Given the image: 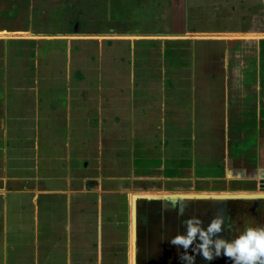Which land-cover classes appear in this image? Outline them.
I'll list each match as a JSON object with an SVG mask.
<instances>
[{
	"label": "crops",
	"instance_id": "0c3cea01",
	"mask_svg": "<svg viewBox=\"0 0 264 264\" xmlns=\"http://www.w3.org/2000/svg\"><path fill=\"white\" fill-rule=\"evenodd\" d=\"M173 2L149 35L0 0V264H130L132 193L258 191L264 29L189 23L264 0Z\"/></svg>",
	"mask_w": 264,
	"mask_h": 264
},
{
	"label": "rangeland",
	"instance_id": "374dc122",
	"mask_svg": "<svg viewBox=\"0 0 264 264\" xmlns=\"http://www.w3.org/2000/svg\"><path fill=\"white\" fill-rule=\"evenodd\" d=\"M174 0H61V15L63 21H74L73 26L80 22V25H85L82 28L85 30H94L93 26L100 21H106L116 28L118 34L147 33L156 35L158 33L168 32L172 18L180 12L172 11ZM182 0H176L180 3ZM260 16L256 20L247 19L241 20V13L231 10L225 14V17H231L238 20L229 21L228 19H205L194 20L190 19V26H202V29H221V28H242V25L247 26L246 29H264V12H259ZM78 21V22H77ZM99 23L98 31L108 32V28H103ZM187 23V22H186ZM246 24V25H245ZM255 25V26H254ZM229 26V27H228ZM97 27V26H95ZM125 32V33H123ZM236 43V42H235ZM231 44V43H230ZM257 45V44H256ZM264 47V45H263ZM232 48L237 49L235 44ZM251 52L255 50L250 48ZM264 49V48H262ZM264 52V50H262ZM264 177V174L261 175ZM182 184L184 182L181 181ZM178 184V182L173 183ZM257 190L264 191V182L258 179ZM193 189H179L178 192H192Z\"/></svg>",
	"mask_w": 264,
	"mask_h": 264
},
{
	"label": "water",
	"instance_id": "95a60500",
	"mask_svg": "<svg viewBox=\"0 0 264 264\" xmlns=\"http://www.w3.org/2000/svg\"><path fill=\"white\" fill-rule=\"evenodd\" d=\"M176 204V208H183L182 218L186 214L196 213L205 225L208 222L206 217L209 214L216 216H225L229 211H233L237 205L253 206V204L264 205V191H241V192H150V193H132L129 198V233H130V264H154L160 261L175 259L183 250H160L158 247L159 240L151 242L148 247L144 244L140 236V228L138 225V215L143 207L151 208L153 206H161L166 211H175L172 205ZM247 212L248 209H243ZM203 213V214H202ZM202 214V216L200 215ZM155 231L153 236H155ZM230 237V236H229ZM227 239V238H225ZM199 241L197 240V243ZM194 255V264H222L223 256L217 257L211 261L203 259L198 253ZM183 262V261H182Z\"/></svg>",
	"mask_w": 264,
	"mask_h": 264
},
{
	"label": "clouds",
	"instance_id": "9594fccd",
	"mask_svg": "<svg viewBox=\"0 0 264 264\" xmlns=\"http://www.w3.org/2000/svg\"><path fill=\"white\" fill-rule=\"evenodd\" d=\"M172 207L176 208V204L173 203ZM177 214L183 215L182 207ZM182 224L184 234L178 232L168 239V243L183 249L178 259L184 264H194V255L188 253L190 248L192 253H198L207 261L223 255L232 264H264V226L246 224L234 238L224 239L219 235L225 226L222 216H213L206 227L196 216L187 218Z\"/></svg>",
	"mask_w": 264,
	"mask_h": 264
},
{
	"label": "flooded vegetation",
	"instance_id": "af4514ba",
	"mask_svg": "<svg viewBox=\"0 0 264 264\" xmlns=\"http://www.w3.org/2000/svg\"><path fill=\"white\" fill-rule=\"evenodd\" d=\"M260 180V179H259ZM262 182H264V177L261 178ZM262 192V191H259ZM243 209H248L247 212H244ZM175 211H166L161 206H153L151 208L143 207L140 210L138 215V225L140 228V236L144 241V244L148 247L151 246V242L154 240H159L158 247L160 250H183L178 249L175 246H172L168 243V239L178 232L184 234L185 228L182 224V221L186 220L189 217H192L190 214H186L184 218L181 215H178V209H174ZM225 216V226L223 231L219 234L222 238L232 239L235 235L242 231L243 227L246 224L250 225H259L264 226V205L261 204H253V206H240L237 205L233 208V211H229ZM203 214V213H202ZM202 214H200L202 216ZM193 216H197L196 213L192 214ZM213 215L209 214L206 217L208 222L204 227L207 226L209 221ZM204 222V221H203ZM155 231V236H153V232ZM230 236V237H229ZM153 245V244H152ZM191 249V248H190ZM189 249V250H190ZM223 256V255H222ZM224 261L222 264H232V261L224 257ZM154 264H184L181 260L178 259V256L175 259H171L169 262L167 260L160 261L159 263Z\"/></svg>",
	"mask_w": 264,
	"mask_h": 264
},
{
	"label": "bare ground",
	"instance_id": "6f19581e",
	"mask_svg": "<svg viewBox=\"0 0 264 264\" xmlns=\"http://www.w3.org/2000/svg\"><path fill=\"white\" fill-rule=\"evenodd\" d=\"M9 36V35H8ZM208 36V35H207ZM211 36V35H210ZM214 36V35H213ZM224 37V38H227V35H218L217 37ZM230 36H243V35H230ZM264 36V35H262ZM0 37H5V35H0ZM244 38H247L249 36H243ZM51 39V38H50ZM221 39V38H220ZM147 193V192H146Z\"/></svg>",
	"mask_w": 264,
	"mask_h": 264
}]
</instances>
